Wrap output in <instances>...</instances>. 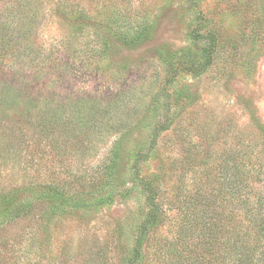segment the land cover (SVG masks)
<instances>
[{
	"label": "rangeland",
	"instance_id": "rangeland-1",
	"mask_svg": "<svg viewBox=\"0 0 264 264\" xmlns=\"http://www.w3.org/2000/svg\"><path fill=\"white\" fill-rule=\"evenodd\" d=\"M56 1L36 0L44 9L36 46L51 57L49 65L41 62L40 77L64 76L58 95L78 98L86 113L105 107L114 116L99 120V133L35 123L38 114L26 105L0 111V200L8 195L17 202L15 224L0 227V264H82L85 252L100 248L110 264H121L118 240L123 249L133 246L147 209L142 182L131 171L137 153L148 158L145 177L164 170L166 199L186 174L184 145L200 143L199 136L213 143L215 157L224 145L240 146L238 138L257 155L264 127V0H76L93 10V20L97 12L110 15L105 30L93 20L80 26L55 15ZM116 140L124 160L108 188L96 193L103 198L112 191L111 200L47 217L29 211L36 199L28 185L35 182L72 193L90 189L106 171ZM83 192L88 201L97 197ZM32 228L37 242H27ZM145 261L158 264L148 254Z\"/></svg>",
	"mask_w": 264,
	"mask_h": 264
},
{
	"label": "trees",
	"instance_id": "trees-1",
	"mask_svg": "<svg viewBox=\"0 0 264 264\" xmlns=\"http://www.w3.org/2000/svg\"><path fill=\"white\" fill-rule=\"evenodd\" d=\"M0 3V111L6 113L18 105H26L38 114L32 118L35 123L49 121L59 126L67 123L72 128L89 127L87 130H91L92 127L100 133L99 120H110L114 114L106 113L105 107L99 112L86 113L78 98L57 94V85L64 76L43 80L39 75L44 68L41 62L48 64L51 58L44 57L36 46V31L43 25L36 23L42 10L39 3L36 0H0ZM55 6L59 11L55 15H62L63 19L69 16L68 19L79 23L77 25H86L94 19L93 10L76 0H57ZM50 8L45 11L49 12ZM109 17L97 12L93 20L95 28L105 30V19ZM144 31L146 37L150 36L152 26ZM60 40L65 45L63 35ZM62 85L60 88L65 89ZM55 101L57 105L51 112L49 107ZM106 102L109 106L113 104L112 100ZM260 132L262 141L254 158L252 144L241 147V138L237 139L240 146L224 145L222 153L226 154L221 156L220 153L219 157H215L213 143L201 141L200 136V143L184 145L181 162L186 174L179 182H167V186L172 185L169 199H166L160 176L164 170L157 169V174L145 177L143 165L148 158L137 153L131 171L142 182L147 209L137 226L133 246L123 249L122 240H118L122 249L121 264H145L147 254L158 264H264V127ZM118 141H115L106 171L90 181L93 183L90 189L72 193L54 182L28 185L33 190L32 198L36 199L35 204H28L29 211L34 212V216L43 213L41 217H47L85 211L92 204L111 200L112 191L103 198L98 197L101 193H96L99 188H108V180L113 178L110 175L118 172L116 168L124 160L125 155L117 146L122 140ZM127 158L130 159V154ZM85 190L97 197L93 201L86 200ZM122 196L127 198L129 191ZM11 197L5 195L0 200V227L15 224L12 220L17 202ZM33 233L34 236L30 235ZM37 241L32 228L27 233V242ZM100 249L95 254L85 252L82 264H110L103 248Z\"/></svg>",
	"mask_w": 264,
	"mask_h": 264
}]
</instances>
